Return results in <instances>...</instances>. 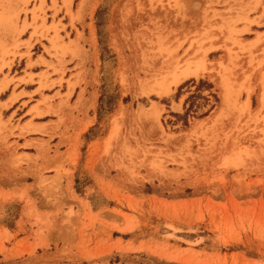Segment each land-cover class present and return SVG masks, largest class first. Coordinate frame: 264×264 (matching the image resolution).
<instances>
[{
    "label": "rangeland",
    "instance_id": "rangeland-1",
    "mask_svg": "<svg viewBox=\"0 0 264 264\" xmlns=\"http://www.w3.org/2000/svg\"><path fill=\"white\" fill-rule=\"evenodd\" d=\"M0 264H264V0H0Z\"/></svg>",
    "mask_w": 264,
    "mask_h": 264
},
{
    "label": "bare ground",
    "instance_id": "bare-ground-1",
    "mask_svg": "<svg viewBox=\"0 0 264 264\" xmlns=\"http://www.w3.org/2000/svg\"><path fill=\"white\" fill-rule=\"evenodd\" d=\"M195 6L194 7L197 8L199 6L198 3H196ZM93 35L94 34H92V36ZM129 45H127V46H128V49L130 50L132 59L135 58L136 56H137V58H139L141 56H142V58L144 57V53L141 51L142 46L140 47V44H139L137 39L133 43H130ZM131 47H133V48H131ZM183 53H184V51H183ZM187 54L188 53L186 51L185 54H183V56H180L181 58H175L176 61H175V63H172V64H168L167 62H162V66H160L157 69L155 68L153 63H149L147 61V59H142V64L139 67L138 71H141L143 73V76L148 75V77H149V76H152L153 74L155 75V73L158 71L173 72V70H174V74L172 76V83L177 84L181 80H183L184 78H187V77L192 76V75L197 76L201 71V67L192 69L191 66L187 65V62H186V60H187L186 55Z\"/></svg>",
    "mask_w": 264,
    "mask_h": 264
},
{
    "label": "crops",
    "instance_id": "crops-1",
    "mask_svg": "<svg viewBox=\"0 0 264 264\" xmlns=\"http://www.w3.org/2000/svg\"><path fill=\"white\" fill-rule=\"evenodd\" d=\"M17 92H22V94H23L22 96H25L27 93V88L23 87L22 89H18Z\"/></svg>",
    "mask_w": 264,
    "mask_h": 264
}]
</instances>
